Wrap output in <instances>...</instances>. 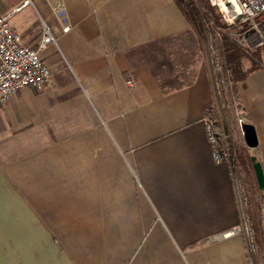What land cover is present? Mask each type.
Masks as SVG:
<instances>
[{
  "label": "crops",
  "instance_id": "0c3cea01",
  "mask_svg": "<svg viewBox=\"0 0 264 264\" xmlns=\"http://www.w3.org/2000/svg\"><path fill=\"white\" fill-rule=\"evenodd\" d=\"M0 13H24L12 28L32 48L43 24L56 39L45 88L0 108V264H264V208L250 237L238 171L206 134L209 63L174 0H0ZM236 95L264 171V74Z\"/></svg>",
  "mask_w": 264,
  "mask_h": 264
},
{
  "label": "built area",
  "instance_id": "2783aa9c",
  "mask_svg": "<svg viewBox=\"0 0 264 264\" xmlns=\"http://www.w3.org/2000/svg\"><path fill=\"white\" fill-rule=\"evenodd\" d=\"M208 2L218 11L227 28L237 30L243 46H264V0ZM21 8L23 6L18 10ZM58 16L62 17L63 11H59ZM10 21V14L0 13V108L6 106L10 99L23 89L45 88L50 81L51 70L42 54L50 45L56 43L52 30L43 24L40 41L37 47L32 48L24 42L22 35L11 27ZM205 129L214 161L226 162L233 166L234 156L226 133L217 128L211 117L206 118Z\"/></svg>",
  "mask_w": 264,
  "mask_h": 264
},
{
  "label": "rangeland",
  "instance_id": "374dc122",
  "mask_svg": "<svg viewBox=\"0 0 264 264\" xmlns=\"http://www.w3.org/2000/svg\"><path fill=\"white\" fill-rule=\"evenodd\" d=\"M194 1L198 5L200 15L203 18L204 26L199 33V37L205 60L209 63L216 91V110L213 120L217 128L224 131L228 137V142L234 156L233 166L238 171L236 174V184L238 203L243 221L241 229L247 234L250 233L251 237L254 228L256 229L259 225L262 217L264 189L262 190L258 186L251 167L253 166L251 151L245 145L243 139L241 131L242 109L236 95V84L230 80L229 73L225 68V62L221 52V38L225 34L239 44L241 43L237 30L216 26L214 21L207 17L206 10L200 0ZM23 22L24 13H21L11 19L10 25L13 27L14 24H22ZM244 48L250 54L259 55L264 65V46L254 48L244 46Z\"/></svg>",
  "mask_w": 264,
  "mask_h": 264
},
{
  "label": "trees",
  "instance_id": "16d2710c",
  "mask_svg": "<svg viewBox=\"0 0 264 264\" xmlns=\"http://www.w3.org/2000/svg\"><path fill=\"white\" fill-rule=\"evenodd\" d=\"M182 13L191 23L195 32L199 35L202 30L203 18L200 9L194 0H174ZM207 17L214 21L216 26L226 28L218 11L211 7L208 0H200ZM221 52L225 62V68L229 72L230 80L236 85L244 82L252 73L261 71L264 74V65L259 55L250 54L243 45L223 34L221 38ZM257 230V228H256Z\"/></svg>",
  "mask_w": 264,
  "mask_h": 264
},
{
  "label": "water",
  "instance_id": "95a60500",
  "mask_svg": "<svg viewBox=\"0 0 264 264\" xmlns=\"http://www.w3.org/2000/svg\"><path fill=\"white\" fill-rule=\"evenodd\" d=\"M241 131L245 145L249 149H254L258 146V138L256 135L255 128L248 123H241ZM254 173L260 189H264V171L260 162L257 161L256 157H251Z\"/></svg>",
  "mask_w": 264,
  "mask_h": 264
}]
</instances>
